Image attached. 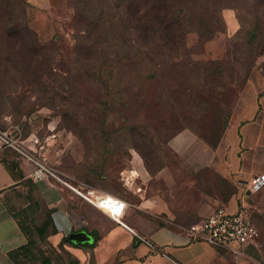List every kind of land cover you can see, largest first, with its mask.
Returning <instances> with one entry per match:
<instances>
[{
    "label": "rangeland",
    "instance_id": "rangeland-1",
    "mask_svg": "<svg viewBox=\"0 0 264 264\" xmlns=\"http://www.w3.org/2000/svg\"><path fill=\"white\" fill-rule=\"evenodd\" d=\"M38 17L26 0H0V131L19 132L53 181L121 194L124 170L150 193L222 183L200 150L221 144L243 92L264 88V0H53ZM8 204L36 243L23 264L76 261L48 237L53 209L37 182ZM247 204L264 264V185ZM85 255L79 264H96Z\"/></svg>",
    "mask_w": 264,
    "mask_h": 264
},
{
    "label": "crops",
    "instance_id": "crops-1",
    "mask_svg": "<svg viewBox=\"0 0 264 264\" xmlns=\"http://www.w3.org/2000/svg\"><path fill=\"white\" fill-rule=\"evenodd\" d=\"M26 1L40 18L48 16L53 0ZM247 96L254 98L251 104L246 102ZM175 142L182 144L178 138ZM6 154L7 148L0 140V264H15L10 254L25 246L28 239L9 208L8 201L22 181L15 179L3 163V159L11 162ZM16 163L25 179L32 177L35 167L31 162L19 157ZM200 165L225 183H166L167 191L158 187L151 193L143 184L124 183L126 189L121 194L88 183H80L81 191L51 177L37 180L45 202L54 209L58 233L50 237L51 242L59 245L65 237L86 232L90 237L87 243L95 246L72 248L79 263L90 252L96 264H263L262 253L254 245L232 257L225 250L191 239L188 229L220 207L236 212L251 180L264 175V88L251 87L243 92L221 144L215 149L201 148ZM79 192L91 196L105 192L125 200L127 209L122 221L132 231L87 205Z\"/></svg>",
    "mask_w": 264,
    "mask_h": 264
},
{
    "label": "built area",
    "instance_id": "built-area-1",
    "mask_svg": "<svg viewBox=\"0 0 264 264\" xmlns=\"http://www.w3.org/2000/svg\"><path fill=\"white\" fill-rule=\"evenodd\" d=\"M0 140L5 147L16 150L22 157L34 165L35 170L32 178L35 181L48 177L59 179L53 169L27 152L20 135L13 137L8 131H0ZM32 140L36 144L39 143V139L37 138H33ZM121 176L126 183H136L137 172L134 170H124ZM263 185L264 175L254 177L249 187L246 188L244 194L241 196L239 208L236 212L230 213L224 207L216 209L207 218L190 226L188 229L189 237L193 240L204 241L219 250L232 251L236 256L242 255L248 246L256 245L260 237V232L253 221L247 199L250 193H253ZM79 194L91 205L109 215L115 222L132 231L122 221L127 209V202L125 200L105 192L98 193L96 196L81 192ZM144 241L151 248H155L152 243Z\"/></svg>",
    "mask_w": 264,
    "mask_h": 264
},
{
    "label": "trees",
    "instance_id": "trees-1",
    "mask_svg": "<svg viewBox=\"0 0 264 264\" xmlns=\"http://www.w3.org/2000/svg\"><path fill=\"white\" fill-rule=\"evenodd\" d=\"M21 125H23V123H21ZM19 135V132L17 133ZM16 134V136H18ZM6 148H10V147H6ZM12 149V148H10ZM14 150V149H13ZM16 151V150H14ZM17 152V151H16ZM18 153V152H17ZM19 157H22V155L19 154ZM3 163L5 164L6 168L9 170V172L13 175V177L17 180H21L22 183H20V186L23 184L24 181L27 180V178L25 179V176L21 170V168L19 167V165L14 162V161H11V162H8V161H5L3 159ZM34 182H36L32 177H30ZM222 183H225L224 181H222ZM18 190V189H17ZM112 193H115L112 192ZM53 209V208H52ZM54 212V209L52 211H50V213L48 214V216H46V222L44 223L46 225V227L48 228L49 226H51L52 228V231L49 234V238L52 236V235H55L58 233L57 231V228L55 226V223H54V219H53V213ZM13 216L15 217V219L17 220L21 230L23 231V233L26 235L27 239H28V243L19 248L18 250L16 251H13L10 256L12 258V260L14 261L15 264H23L21 261H20V258L21 257H25V256H28L31 251H30V248L35 246L36 243L33 241L32 239V235H31V229L29 227H26V226H23L20 222V220L18 219V217L16 216L15 213H13ZM45 227V228H46ZM98 236L95 238V241L98 240ZM61 246V248L64 249V246L65 245H69L73 248H86V249H93L94 246H95V243H74L73 241L70 240L69 237H65L62 242L59 244ZM72 264H79V259H76V261H74Z\"/></svg>",
    "mask_w": 264,
    "mask_h": 264
},
{
    "label": "water",
    "instance_id": "water-1",
    "mask_svg": "<svg viewBox=\"0 0 264 264\" xmlns=\"http://www.w3.org/2000/svg\"><path fill=\"white\" fill-rule=\"evenodd\" d=\"M75 235H77V234L71 235L70 240L73 241V242L75 241V243H82V242L79 241L80 237H76ZM85 243H87V242H85Z\"/></svg>",
    "mask_w": 264,
    "mask_h": 264
},
{
    "label": "snow or ice",
    "instance_id": "snow-or-ice-1",
    "mask_svg": "<svg viewBox=\"0 0 264 264\" xmlns=\"http://www.w3.org/2000/svg\"><path fill=\"white\" fill-rule=\"evenodd\" d=\"M122 207V206H121Z\"/></svg>",
    "mask_w": 264,
    "mask_h": 264
}]
</instances>
